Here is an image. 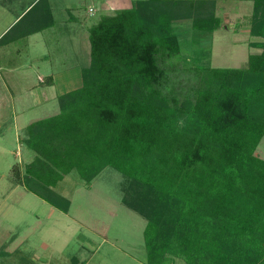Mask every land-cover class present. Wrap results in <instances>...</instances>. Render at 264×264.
Wrapping results in <instances>:
<instances>
[{"label": "trees", "instance_id": "obj_1", "mask_svg": "<svg viewBox=\"0 0 264 264\" xmlns=\"http://www.w3.org/2000/svg\"><path fill=\"white\" fill-rule=\"evenodd\" d=\"M252 1L250 33L264 39V0ZM44 17L23 34L52 26ZM184 19L206 34L223 23L214 0H136L102 15L81 86L26 127L36 156L13 166L15 181L68 213L59 182L77 170L91 183L111 166L122 202L146 220L147 264H264V40L244 67L180 65Z\"/></svg>", "mask_w": 264, "mask_h": 264}, {"label": "rangeland", "instance_id": "obj_2", "mask_svg": "<svg viewBox=\"0 0 264 264\" xmlns=\"http://www.w3.org/2000/svg\"><path fill=\"white\" fill-rule=\"evenodd\" d=\"M31 1L0 0V31L12 15L22 12ZM135 2L40 1L25 16L22 24L46 11L48 4L51 9L43 20L50 21L53 14L54 22L48 29L11 43L1 51L0 64L4 70L0 73V106L5 104L1 98L11 104L15 97L19 104L23 95V104H28L30 99L39 101L54 96L56 92L63 94L81 86L82 68L90 62V27L102 15L114 14ZM252 5L250 1L218 0V14L223 16L224 8L230 12L240 7L242 10L237 12L248 13ZM4 7L10 10L9 14L3 12ZM240 19L223 21V25L212 34L197 31L191 19L175 21L181 53L174 61L184 66L187 60L190 64L196 62L214 67L246 66L250 47L245 41L249 36L245 26L250 21L248 18L246 21L243 17ZM44 55L49 59H41ZM39 74H52L55 83H38ZM176 75H179L177 79L181 83L186 82V74ZM35 83L37 89L32 94L28 88ZM45 103L30 110L31 118L59 110L58 100L51 99ZM0 109L7 110L8 107ZM10 141L16 144L18 140ZM22 146L27 151L26 155L35 156L27 144ZM13 147L16 151V145ZM11 149L0 152V264H147L146 220L122 202L121 172L110 166L94 181L87 183L77 170H73L55 187L71 200L70 210L66 213L42 199L24 183L15 181L13 164L21 162L22 158ZM257 153L264 158V137ZM176 264L188 263L178 259Z\"/></svg>", "mask_w": 264, "mask_h": 264}, {"label": "crops", "instance_id": "obj_3", "mask_svg": "<svg viewBox=\"0 0 264 264\" xmlns=\"http://www.w3.org/2000/svg\"><path fill=\"white\" fill-rule=\"evenodd\" d=\"M214 1H216V15L219 16L222 21H225V22L226 21H235L236 19L242 20V19H240L241 17L245 18V21H246V18H248V21H250V17L253 13L254 4L252 5L251 10H249L248 13H242L243 15L241 14V12H237L238 10H242V8L240 7L234 11L231 10L230 12H228V10L224 8L223 10H225V12H224L223 16H221L218 14V0H214ZM238 1L239 2H247V1L249 2L250 1L253 3L252 0H238ZM38 2H39V0H32L31 2H29L27 4V6L22 10V12L15 14V15H12L11 20L7 21V23L5 24L6 27L2 31H0V37L2 35H4L9 29H11L24 15H27L28 12L30 11V9L32 7H34ZM129 7H132V6H129ZM129 7L127 6V7H123V8H129ZM46 9H47L46 11L37 15L35 19L34 18L31 19L30 22L24 23L22 25H17L18 27L19 26H21V27L19 29H17L18 28L17 26L14 28L13 33L11 35L13 40L10 43L0 45V48H1L0 53H1V51L4 50V48L9 47V45L11 43L17 42L18 40L20 41L22 39H24V40L28 39V37L40 33V31H37V32L31 33L29 35L23 34L25 31H28L30 29V27L33 25L34 21L39 20V18H41V16H45L46 12H48L51 9V6L48 4ZM3 12L5 14H9L10 10L7 9L6 7H4ZM51 13H52V10H51ZM23 20H21V22ZM222 25H223V23H222ZM225 27H228V26L225 25ZM48 28H46V29H48ZM250 28H251V23L249 22V24L247 26H245V32L249 35L245 39V41L249 42V47L253 51H251L250 48L248 51H249V53L258 52L261 50V48L256 47V46H252V45H250V43L262 42L264 39L262 37H259V36H253L250 33ZM5 51H7V50H5ZM41 59H49V58H48V56L44 55V56H42ZM2 70H4V68L0 64V73L2 72ZM4 83H6V81ZM38 83H40V84H54L55 78L52 74H48V76H44L43 74H41V75L39 74ZM35 86H37L36 83L33 84L32 87L30 86L28 88L32 92V94H33V90L37 89ZM59 96H60V92H56V94H54V96L46 97V98L41 99L39 101L33 102V100L30 99V103H28V104L27 103L23 104V98H22L23 95L20 96L21 99L19 100V104H17L15 97H13L14 100H12L11 104L5 102L4 98H1L2 103H5V104L1 105L0 107H4V108L8 107V109L7 110L6 109H0V152L1 151L3 152V150H10L11 148H13L11 150L13 152H15L17 155L21 156V158H22L21 162H17L15 164H13V166L17 165L21 169L22 172L25 170L26 164L33 161L35 156H36V153H35L34 157L26 155L27 151L22 146V144L26 145V142L24 141V137H26V127L30 123H32L36 120H39V119H42L45 117H49V116H52V115L59 113L60 107H59V110L53 114H50V115L36 114L35 116H32V118L30 116V110H33L34 108H36L38 106L42 107L43 105L47 104L45 102H47L51 99L58 100ZM9 114H10V116H9ZM21 117H23L24 119H22ZM11 139L12 140L17 139L18 141H16V144H15V143H13L14 141L13 142L10 141ZM13 145H16V147H17L16 151H14L15 148L13 147Z\"/></svg>", "mask_w": 264, "mask_h": 264}]
</instances>
